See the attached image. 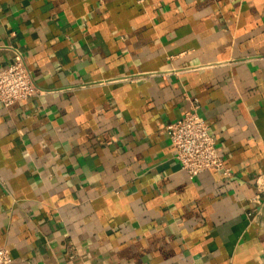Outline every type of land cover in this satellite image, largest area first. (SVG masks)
Instances as JSON below:
<instances>
[{"label": "crops", "instance_id": "crops-1", "mask_svg": "<svg viewBox=\"0 0 264 264\" xmlns=\"http://www.w3.org/2000/svg\"><path fill=\"white\" fill-rule=\"evenodd\" d=\"M17 52L44 93L0 103L11 264H264V0H0ZM194 102L230 178L176 158Z\"/></svg>", "mask_w": 264, "mask_h": 264}, {"label": "built area", "instance_id": "built-area-1", "mask_svg": "<svg viewBox=\"0 0 264 264\" xmlns=\"http://www.w3.org/2000/svg\"><path fill=\"white\" fill-rule=\"evenodd\" d=\"M144 1V0H140ZM35 84L31 70L21 53L17 58L0 68V103L10 107L18 102L30 100L43 94ZM199 106L194 102L184 117L167 125L176 158L182 169L190 178L194 179L208 171H219L230 178L233 173L225 159L219 154L213 132L207 122L199 114ZM258 187L264 193V180H258ZM261 196L256 202L261 204ZM250 213L252 218L257 214ZM13 261L10 253L5 248H0V264H11Z\"/></svg>", "mask_w": 264, "mask_h": 264}]
</instances>
